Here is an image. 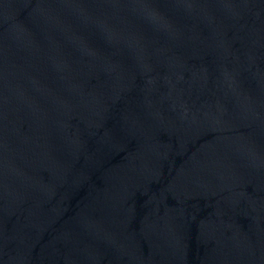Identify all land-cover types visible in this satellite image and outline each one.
<instances>
[{"label":"water","instance_id":"1","mask_svg":"<svg viewBox=\"0 0 264 264\" xmlns=\"http://www.w3.org/2000/svg\"><path fill=\"white\" fill-rule=\"evenodd\" d=\"M0 264H264V0H130L0 132Z\"/></svg>","mask_w":264,"mask_h":264}]
</instances>
